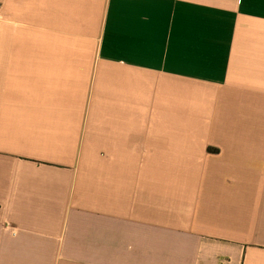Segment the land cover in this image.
Segmentation results:
<instances>
[{"label":"crops","instance_id":"0c3cea01","mask_svg":"<svg viewBox=\"0 0 264 264\" xmlns=\"http://www.w3.org/2000/svg\"><path fill=\"white\" fill-rule=\"evenodd\" d=\"M0 264H264V0H0Z\"/></svg>","mask_w":264,"mask_h":264}]
</instances>
